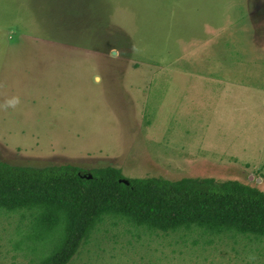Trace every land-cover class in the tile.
Listing matches in <instances>:
<instances>
[{
  "label": "rangeland",
  "instance_id": "1",
  "mask_svg": "<svg viewBox=\"0 0 264 264\" xmlns=\"http://www.w3.org/2000/svg\"><path fill=\"white\" fill-rule=\"evenodd\" d=\"M0 160L264 193V0H0ZM30 221L0 211V264L52 255ZM69 264H264V239L106 218Z\"/></svg>",
  "mask_w": 264,
  "mask_h": 264
},
{
  "label": "trees",
  "instance_id": "2",
  "mask_svg": "<svg viewBox=\"0 0 264 264\" xmlns=\"http://www.w3.org/2000/svg\"><path fill=\"white\" fill-rule=\"evenodd\" d=\"M0 211L28 212L31 225L60 231L56 249L41 264H69L106 218L150 233L197 229L264 239V193L257 187L214 179H126L113 167L36 169L0 160Z\"/></svg>",
  "mask_w": 264,
  "mask_h": 264
},
{
  "label": "water",
  "instance_id": "3",
  "mask_svg": "<svg viewBox=\"0 0 264 264\" xmlns=\"http://www.w3.org/2000/svg\"><path fill=\"white\" fill-rule=\"evenodd\" d=\"M88 179H91V176H89V177H88ZM124 182H125L126 184H128V182H127V181H124Z\"/></svg>",
  "mask_w": 264,
  "mask_h": 264
}]
</instances>
